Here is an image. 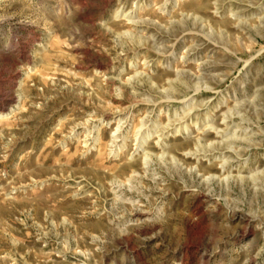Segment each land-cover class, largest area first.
<instances>
[{"label": "rangeland", "instance_id": "rangeland-1", "mask_svg": "<svg viewBox=\"0 0 264 264\" xmlns=\"http://www.w3.org/2000/svg\"><path fill=\"white\" fill-rule=\"evenodd\" d=\"M0 264H264V0H0Z\"/></svg>", "mask_w": 264, "mask_h": 264}]
</instances>
